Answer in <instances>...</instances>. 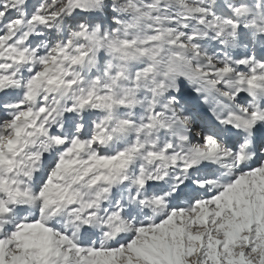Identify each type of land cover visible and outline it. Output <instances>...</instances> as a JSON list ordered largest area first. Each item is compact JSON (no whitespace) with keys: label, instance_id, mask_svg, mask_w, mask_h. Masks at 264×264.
Returning a JSON list of instances; mask_svg holds the SVG:
<instances>
[{"label":"snow or ice","instance_id":"obj_1","mask_svg":"<svg viewBox=\"0 0 264 264\" xmlns=\"http://www.w3.org/2000/svg\"><path fill=\"white\" fill-rule=\"evenodd\" d=\"M0 264H264V0H0Z\"/></svg>","mask_w":264,"mask_h":264}]
</instances>
